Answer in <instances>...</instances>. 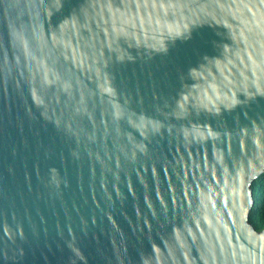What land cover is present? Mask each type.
<instances>
[{
    "label": "water",
    "instance_id": "1",
    "mask_svg": "<svg viewBox=\"0 0 264 264\" xmlns=\"http://www.w3.org/2000/svg\"><path fill=\"white\" fill-rule=\"evenodd\" d=\"M264 0H0V264H264Z\"/></svg>",
    "mask_w": 264,
    "mask_h": 264
},
{
    "label": "trees",
    "instance_id": "2",
    "mask_svg": "<svg viewBox=\"0 0 264 264\" xmlns=\"http://www.w3.org/2000/svg\"><path fill=\"white\" fill-rule=\"evenodd\" d=\"M254 204L250 210L249 221L256 230L264 228V172L252 182Z\"/></svg>",
    "mask_w": 264,
    "mask_h": 264
}]
</instances>
